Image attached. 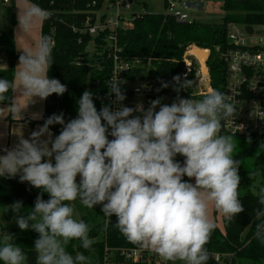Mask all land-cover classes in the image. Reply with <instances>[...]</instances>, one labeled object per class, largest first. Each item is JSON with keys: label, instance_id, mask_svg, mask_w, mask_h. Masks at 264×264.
<instances>
[{"label": "clouds", "instance_id": "clouds-1", "mask_svg": "<svg viewBox=\"0 0 264 264\" xmlns=\"http://www.w3.org/2000/svg\"><path fill=\"white\" fill-rule=\"evenodd\" d=\"M17 8V30L24 33L50 18L48 10L31 0H22ZM54 47V38L42 35L34 47L18 48L23 51L13 79L0 77V102L10 90L19 89L31 103L67 91L59 79L48 76ZM4 71L7 65L0 63ZM173 82L176 99L170 105L154 99L146 110L140 104H122L126 95L119 79L108 86L115 110L104 105L98 111L93 93L85 90L75 118L65 122L62 112L53 114L30 138L21 135L12 148L0 149L5 153L0 155V177L19 175L21 183L41 190L26 215L20 214L22 201L6 208L15 213L20 230L39 234L32 247L36 264H89L83 252L73 256L67 251L73 240L85 250L95 242L89 225L76 218L72 202L77 199L89 209L101 205L109 223L116 217L115 227L129 243L164 261L207 264L205 245L216 228L210 206L227 221L245 210L239 191L242 162L234 159L238 145L233 135L222 134V121L233 120L237 108L218 90L199 99L183 98L179 93L193 81L177 75ZM161 85L169 87L167 82ZM9 111L15 115L20 108L13 102ZM54 124L62 125L55 138L49 128ZM177 155L184 157L183 163ZM257 175L248 170L249 177ZM252 193L261 206L254 211V237L264 244V185L254 186ZM0 262L28 264L7 231L0 234Z\"/></svg>", "mask_w": 264, "mask_h": 264}, {"label": "trees", "instance_id": "trees-1", "mask_svg": "<svg viewBox=\"0 0 264 264\" xmlns=\"http://www.w3.org/2000/svg\"><path fill=\"white\" fill-rule=\"evenodd\" d=\"M14 1L10 4L14 9ZM109 0H31L50 12V18L42 23L41 36L51 35L55 41L52 52L53 64L48 72L49 78H56L67 86V91L58 96L52 94L45 100L44 112L40 119L24 118L23 121L34 125H41L53 114H64L65 122L77 116L78 100L85 90L93 93V101L100 110V100L108 90V80L112 68V60L108 56L106 41L100 37H93L84 30L88 17H95ZM134 1V0H133ZM220 2L225 12L220 24L192 22H178L168 13H154L143 11L134 20L124 23L118 31V39L123 46L124 54L131 57H140L148 65L147 71L137 70L129 74V79L141 75L153 80L155 96L176 99L177 93L173 91V77H182L183 64L180 62L184 52L191 46L194 53L204 64L209 50L207 66L213 90L221 93L225 86L226 63L222 58L229 46L227 39V26L231 23L240 25L264 24V0H199ZM165 8L168 0H164ZM145 9V8H144ZM10 22L15 24V13L11 12ZM14 26V25H13ZM76 28V30H74ZM93 44V53L88 48ZM207 49V50H205ZM0 56H3L9 67L8 71L0 72V77L13 79L15 63L18 59L14 37V27L0 29ZM180 60V61H179ZM183 78V77H182ZM193 81L192 77L187 78ZM161 82H167L169 87L163 88ZM197 85L193 82L187 90L179 95L183 98H193ZM157 89H160L157 91ZM198 93V91H197ZM8 97L2 103L11 104L13 92L5 94ZM154 96V97H155ZM202 96V95H201ZM53 138L59 135L62 125L49 126ZM223 133V132H222ZM226 134V133H225ZM239 140L251 141L237 151L234 159L241 160L239 175L241 176L240 199L244 212L238 214L232 221L223 217L224 228L216 226L208 243L207 264H264V244L254 237L255 225L254 211L258 207V198L253 195L252 188L264 185V135L263 136H233ZM176 159L183 163V158ZM248 170L258 171L260 175L249 177ZM185 180L188 178L185 177ZM79 181V176L77 177ZM193 182V181H192ZM194 183V182H193ZM41 190L33 188L27 182L21 183L19 175L15 178L0 177V207H7L15 201H22L25 215L34 206L36 197ZM43 199H49V194L43 193ZM87 217H84L85 223ZM116 217L109 223L106 217L89 225L90 238L94 239L91 250L80 246L79 240H73L67 245L69 253L83 252L85 255L94 253L101 262L106 247L138 248L129 243L115 227ZM7 231L14 234L15 243L18 244L28 257V264H36V253L33 250L37 233L35 231H22L19 227L5 229L0 222V234ZM77 241V243H76ZM76 245H75V244ZM75 245V246H74ZM219 253L224 256L223 263L216 262L213 255ZM234 259L230 261V258ZM3 264V262H0ZM135 264H146L144 262Z\"/></svg>", "mask_w": 264, "mask_h": 264}, {"label": "built area", "instance_id": "built-area-1", "mask_svg": "<svg viewBox=\"0 0 264 264\" xmlns=\"http://www.w3.org/2000/svg\"><path fill=\"white\" fill-rule=\"evenodd\" d=\"M5 4H12L13 0H2ZM164 1V0H163ZM184 0H168V14L178 22H192L188 15L183 12ZM108 9L114 10L111 15L102 14L88 17L85 22L86 31L93 37H100L106 41L108 56L112 60V68L108 80V86L113 80L119 79L122 91L126 99L132 93L144 94L154 97L155 91L153 80L147 76H137L129 79V74L137 70L147 71L148 65L140 57H131L124 54L123 46L118 39V31L124 23L134 20L139 13L131 11L133 0H109ZM145 11V10H144ZM126 12H129L127 15ZM250 26L252 32L246 28ZM76 30V28H74ZM227 39L229 46L224 51L222 58L226 63L225 86L223 94L236 106L237 113L233 120L222 121V132L233 136H263L264 135V24L240 25L228 24ZM194 48L189 47L183 54V78L192 77L193 82L199 86V94L206 95L213 90L207 61L201 62ZM206 50V49H205ZM209 51V50H207ZM209 53L206 60H208ZM210 84L207 87V83ZM131 84H134L131 87ZM205 88V89H204ZM115 95L109 97V89L100 100V109L104 105H110L113 110L117 107L114 103ZM124 106L135 107L132 104ZM144 108V106H143ZM214 260L223 263V258L228 257L216 253ZM144 262L146 264H164L162 258L152 251L143 248H105L101 264H135Z\"/></svg>", "mask_w": 264, "mask_h": 264}, {"label": "rangeland", "instance_id": "rangeland-1", "mask_svg": "<svg viewBox=\"0 0 264 264\" xmlns=\"http://www.w3.org/2000/svg\"><path fill=\"white\" fill-rule=\"evenodd\" d=\"M22 0H15V4H21ZM145 8V9H144ZM148 11V12H154V13H167L168 10L165 8V4L163 0H134L131 4V11L134 12H141V11ZM14 10L11 9L10 4H5L3 3L2 0H0V29L2 28H11L15 26V36L17 40V45H20L23 41V37L25 36L24 32H21L18 29V13L19 9L17 8L15 19L16 22L15 24L12 25V23L9 20V17L11 16V12ZM183 12H185L189 19L191 20H196L202 23H211V24H220L223 21V17L225 15V12L221 9V4L220 2H212V1H206L204 3V7L201 9H183ZM114 13V10H109L108 9V2L106 1L103 9L98 12V15L102 14H108L111 15ZM128 15L129 12H126ZM37 23L34 28L32 29L31 32V37H35L38 35V25ZM41 35V34H40ZM93 44L90 43L89 45V52L93 53ZM207 50V49H206ZM21 51V49H20ZM209 53V51H208ZM207 60L205 59V62ZM134 84H131V87ZM208 87V86H207ZM199 86L195 89V94H198L196 97H193L194 99H199L204 95H200L199 92ZM205 89V88H204ZM205 93H208L205 90ZM157 98H162L161 103L162 104H171L175 99L163 97V96H155V97H148L144 94H137V93H132L129 98L125 99L122 104H132L135 107L140 104L144 106V109L146 110L150 106V102L154 99ZM22 101V100H20ZM23 102V101H22ZM19 108L20 112L17 114L13 115L9 111V106L6 103L0 102V149L3 148H12L14 145L18 143V140L21 135L25 139L30 138L31 133L33 131H37L39 127L42 125L40 123H35L34 125H30L29 123L23 121L24 118H30V119H40L39 113H42L44 110V100H40L39 98H34V102L31 103L29 106L26 105V103L23 102L24 106L19 103L17 100L15 102ZM158 110V109H157ZM37 114V116H35ZM225 134V133H222ZM109 139H112V137H109ZM236 143L238 147L236 148V152L245 147L249 142L248 140H239L237 138ZM235 152V153H236ZM5 153L3 151H0V155H4ZM178 158H183V156L177 155ZM194 182V180H193ZM72 206L75 209V214L77 219H82L84 220V217L86 216L88 220L89 225L93 224L94 222L99 221L104 217L103 212H102V206L101 205H96L94 206L93 209H89L85 206H83L80 201L77 199L76 201L72 202ZM34 207V206H33ZM32 207V208H33ZM7 207H0V222L4 224L5 229L10 230L12 227H15L18 225L15 223L14 216L15 213L9 209L6 211ZM6 211V212H5ZM210 216L215 220L216 226L223 230L224 228V222H223V216L216 212L214 208L210 206L209 209ZM21 215H25L24 210L21 209ZM85 222V221H84ZM30 230V229H29ZM38 233L36 236V239L38 238ZM77 243V241H76ZM75 244V243H74ZM76 245V244H75ZM74 245V246H75ZM73 256L76 255V253H70ZM89 264H101V262L97 259V256L94 253H91L89 255ZM162 261H164L162 259ZM164 264H172V262L169 261H164ZM177 264H180V262H177Z\"/></svg>", "mask_w": 264, "mask_h": 264}, {"label": "crops", "instance_id": "crops-1", "mask_svg": "<svg viewBox=\"0 0 264 264\" xmlns=\"http://www.w3.org/2000/svg\"><path fill=\"white\" fill-rule=\"evenodd\" d=\"M17 5L18 4H15V1H14V13H15V15H16V10H17ZM37 27H38V35L37 36H35V37H31V34L30 33H25L24 35V39H23V41H22V43H20V45H17V40H16V36H15V26H14V37H15V44H16V53L18 54V59L16 60V63H15V68L17 67V65H18V63H19V55L21 54V52L23 51L22 49H21V51L20 50H18V48H32V47H34L35 46V44H36V42H38L39 41V39H40V37H41V27H42V24H38L37 25ZM4 62H7L5 59H4V57L3 56H0V63H4ZM8 67H9V65H8ZM19 101V103L20 104H22L23 106H24V104H23V102L24 103H26V105L27 106H29V104H30V99L29 98H27V97H24L23 95H22V93L20 92V90L18 89L16 92H13V97H12V103L13 102H16V101ZM20 100H22V101H20ZM11 103V104H12ZM11 104H8V105H11ZM44 105H45V100H44ZM43 112H44V110H43ZM43 112L42 113H39V117L41 118L42 117V115H43ZM35 116H37V114L35 115ZM29 118V117H28ZM33 119V118H32Z\"/></svg>", "mask_w": 264, "mask_h": 264}, {"label": "water", "instance_id": "water-1", "mask_svg": "<svg viewBox=\"0 0 264 264\" xmlns=\"http://www.w3.org/2000/svg\"><path fill=\"white\" fill-rule=\"evenodd\" d=\"M182 6L184 7V9H201L204 7V2L203 1H199V0H184L182 2ZM249 32H252V28L250 26H247L246 28ZM3 64L7 65L8 68V63L4 62ZM210 84V82L207 83V86ZM234 258L231 257L230 261H232Z\"/></svg>", "mask_w": 264, "mask_h": 264}, {"label": "bare ground", "instance_id": "bare-ground-1", "mask_svg": "<svg viewBox=\"0 0 264 264\" xmlns=\"http://www.w3.org/2000/svg\"><path fill=\"white\" fill-rule=\"evenodd\" d=\"M203 67H204V64H203Z\"/></svg>", "mask_w": 264, "mask_h": 264}]
</instances>
